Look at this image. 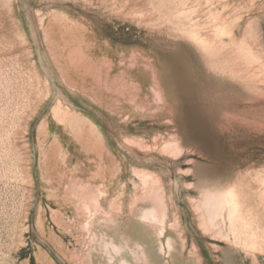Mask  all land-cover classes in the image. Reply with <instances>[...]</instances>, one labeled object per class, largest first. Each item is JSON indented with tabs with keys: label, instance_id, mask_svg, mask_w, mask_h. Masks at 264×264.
<instances>
[{
	"label": "rangeland",
	"instance_id": "374dc122",
	"mask_svg": "<svg viewBox=\"0 0 264 264\" xmlns=\"http://www.w3.org/2000/svg\"><path fill=\"white\" fill-rule=\"evenodd\" d=\"M155 1L0 2V264H193L192 244L199 264H264L263 254L232 245L215 198L245 170L264 169V67L254 63L251 70L234 52L252 35L255 55L264 59V0H180L191 11L181 26L198 25L213 46L224 45L208 63L177 22L166 20L175 0ZM54 11L77 24L79 34L65 36L75 40L65 44L53 29L50 49L44 23ZM223 23L229 32L216 37ZM15 31L24 47L9 41ZM77 46L72 65L67 54ZM33 71L46 80L47 97L25 83ZM57 101L97 130L113 174L104 152L99 167L73 131L52 118ZM174 137L179 153L159 154ZM132 168L163 181L167 218L159 233L142 220L149 201L129 208L141 188ZM70 181L103 183L101 207L120 196L119 211L86 219L67 192ZM194 199L211 204L229 243L197 227Z\"/></svg>",
	"mask_w": 264,
	"mask_h": 264
},
{
	"label": "bare ground",
	"instance_id": "6f19581e",
	"mask_svg": "<svg viewBox=\"0 0 264 264\" xmlns=\"http://www.w3.org/2000/svg\"><path fill=\"white\" fill-rule=\"evenodd\" d=\"M10 1L11 0H0V2L3 3H9ZM181 4L182 3L180 2V0H175V13L172 14L164 12V16L166 17L167 21L173 20L177 22L178 26L181 29L180 32L182 33V35L186 37L189 42L193 43V45H195L201 53H203V56L206 62L208 63L213 56L218 54V50L222 49L224 45L223 43H221L217 47L213 46V43L210 39L202 36L199 31L200 29L198 28V25H192L191 27L187 26V28L182 27V20L187 19L191 11H185L184 9H182L180 6ZM54 12H49L47 14V21L44 23V41L50 49L52 47L51 40L53 38L50 39L49 33L50 31H53V29L56 31V33L59 34V36L60 34L63 36L62 40L60 39L61 37L59 39L60 41H64L65 44H67V42H70L71 44L72 42H75V40L72 41L71 37L69 39H66L65 36L71 34V32L72 34H76V31L79 30L78 25L75 24L71 19H69L66 14H58ZM136 15L138 17L140 16V14ZM39 21V23H43L41 18H39ZM226 25L227 24L224 23L218 25L215 31L216 37H219L224 33L228 34L229 29ZM78 34L79 33H77L76 36ZM249 36L247 37L249 38ZM244 37H242V39H240L239 42L235 45V51L233 50L235 52V55L237 56V59L243 62L247 66V68L250 69L254 63L261 64L264 67V59L259 58L255 55V48L252 43V41L254 42L253 36L252 38L250 37V39ZM9 39L10 42H18L19 45L22 47H24L26 41L23 34L18 31L13 32L12 37ZM76 39H78V37ZM79 49L77 46L75 50H72L67 54V59L72 65L73 63L79 60L77 58V56L79 57V55H77V50ZM247 68L245 70L246 73L252 70H249ZM25 81L27 86L33 88L37 94L44 93V96L47 97V94L49 92L47 82L38 73L33 71L31 74H29ZM50 113L52 115V118L57 123H60L64 126H68L73 131L77 141L81 144L82 148L86 152H92L94 156L99 159H97L99 161L97 166H101L99 165L101 164L102 160L100 154L104 152L105 157L108 160L106 164H108L109 166L107 167L109 169V174H113L116 171L115 164H113V161H110L109 153L106 149H103L101 145L100 136L96 132L97 130L93 128V126L88 121H86L77 111L57 101L52 107ZM126 141L130 145H132L133 148L142 147V144H139L138 142L132 140ZM143 147L146 148V145H144ZM181 149L182 145L180 143L179 138L174 137L160 146L159 152L161 151V153L159 154H162L163 156L167 157L173 155L175 152H178ZM131 170L133 174L138 177L141 183V188L139 192H134L131 195L129 208H133L137 201H149L152 204V208L149 211L146 210L143 212L142 220L144 221V223H146L147 226L149 225L156 233H159L164 228L165 220L167 218L166 205L164 200L163 181L155 173L150 172L146 169L132 168ZM76 184L77 182L75 183L70 181L69 185H66L68 187L67 192H69V194L73 198V201H75L76 206L81 210L82 214L87 217L86 219L91 221L92 218H94L95 216L101 215V217H105V215H108L109 217V215H112L119 211L121 207L120 196H114L109 200L107 210H104L101 207L99 201L103 194H105V188L103 186V183L97 185H89L87 183H83L81 185ZM215 198L219 205V211H223L224 219L226 220L229 226V235L232 238V245L240 249L245 254H249L251 256H255L256 254L264 255V169L245 170L237 177V180L235 182L220 187L217 190ZM194 203L195 205L191 206L193 208L195 207V212L198 213H196L198 215L196 218L197 227L201 231L205 233L207 232L206 234L211 233L212 236L216 239H219V241L222 240L225 243H229V237L227 235H224L222 230L219 228V225L215 223V216L210 211L212 210L211 204H209V208L207 209L206 207L208 205H203V202H201L200 200L195 201L194 199ZM209 203L211 202L209 201ZM204 209L209 214L206 211H203ZM219 216L220 213L219 215H217V217ZM173 220L174 226L177 227L176 232L177 236L180 238L181 243L182 232L180 229H178L179 222L174 217ZM90 221H88V223H90ZM87 225L90 226V224ZM166 246L169 251L172 249L169 240L166 241ZM188 255L191 256L193 264H199L200 256L196 250V247L193 244L190 250L188 251ZM82 259L83 256L81 260ZM81 262L79 264H81Z\"/></svg>",
	"mask_w": 264,
	"mask_h": 264
}]
</instances>
